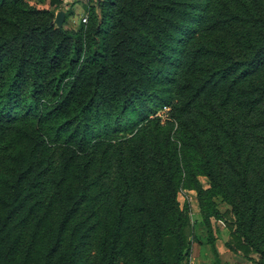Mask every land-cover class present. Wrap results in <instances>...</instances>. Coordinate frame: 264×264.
Listing matches in <instances>:
<instances>
[{"label":"trees","instance_id":"obj_1","mask_svg":"<svg viewBox=\"0 0 264 264\" xmlns=\"http://www.w3.org/2000/svg\"><path fill=\"white\" fill-rule=\"evenodd\" d=\"M86 9L0 0V264H264V0Z\"/></svg>","mask_w":264,"mask_h":264},{"label":"rangeland","instance_id":"obj_2","mask_svg":"<svg viewBox=\"0 0 264 264\" xmlns=\"http://www.w3.org/2000/svg\"><path fill=\"white\" fill-rule=\"evenodd\" d=\"M59 3H52L51 0H30V3L36 5L38 8L57 9L56 13L60 10L64 11L67 16L66 24L64 27L78 29L80 24L83 23L82 19L88 15L86 5L96 7L98 0H59ZM97 13L100 15L99 9L96 8ZM65 22V20H64ZM203 185L208 186L205 179H202ZM185 199H188L192 207V219L196 220L198 217V206L196 201V194L193 191L186 192L179 195L181 204ZM221 209L226 211L228 207L221 205ZM231 216L227 215L226 220H212L215 245L219 254L220 264H255L258 259L256 254H251L249 257L244 256L242 251H235L230 246L231 241V226L227 222L230 221ZM197 235L199 239L195 240L192 247V254L190 260L186 264H214V256L211 251L210 245L207 244L206 235L203 229L198 228Z\"/></svg>","mask_w":264,"mask_h":264},{"label":"water","instance_id":"obj_3","mask_svg":"<svg viewBox=\"0 0 264 264\" xmlns=\"http://www.w3.org/2000/svg\"><path fill=\"white\" fill-rule=\"evenodd\" d=\"M100 0H98L99 2ZM65 20V12L60 10L56 13V17L54 19V23L58 28H61L63 26Z\"/></svg>","mask_w":264,"mask_h":264},{"label":"built area","instance_id":"obj_4","mask_svg":"<svg viewBox=\"0 0 264 264\" xmlns=\"http://www.w3.org/2000/svg\"><path fill=\"white\" fill-rule=\"evenodd\" d=\"M87 20H88V15H85V16L83 17V19H82V22H83V23H86ZM166 110H167V109H165L164 112H165ZM164 112H163V115H164Z\"/></svg>","mask_w":264,"mask_h":264}]
</instances>
